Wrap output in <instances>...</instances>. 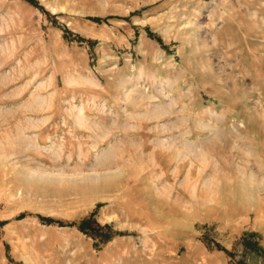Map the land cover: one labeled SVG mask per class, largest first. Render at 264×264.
Masks as SVG:
<instances>
[{
	"label": "rangeland",
	"instance_id": "rangeland-1",
	"mask_svg": "<svg viewBox=\"0 0 264 264\" xmlns=\"http://www.w3.org/2000/svg\"><path fill=\"white\" fill-rule=\"evenodd\" d=\"M30 1L0 0V264H264V0Z\"/></svg>",
	"mask_w": 264,
	"mask_h": 264
},
{
	"label": "trees",
	"instance_id": "trees-1",
	"mask_svg": "<svg viewBox=\"0 0 264 264\" xmlns=\"http://www.w3.org/2000/svg\"><path fill=\"white\" fill-rule=\"evenodd\" d=\"M29 2H32V1L29 0ZM82 225H84V228H82ZM78 227L79 229H82V231L86 230L85 229V219L79 223ZM257 238L258 237L256 234L244 233L243 236L239 239L237 244L239 246L244 247L247 250L256 252L258 255L264 256V248L260 245ZM229 256L231 257L230 253H229Z\"/></svg>",
	"mask_w": 264,
	"mask_h": 264
},
{
	"label": "bare ground",
	"instance_id": "bare-ground-1",
	"mask_svg": "<svg viewBox=\"0 0 264 264\" xmlns=\"http://www.w3.org/2000/svg\"><path fill=\"white\" fill-rule=\"evenodd\" d=\"M139 161V160H138ZM127 163V162H126ZM85 177V176H84ZM221 189V188H220Z\"/></svg>",
	"mask_w": 264,
	"mask_h": 264
}]
</instances>
